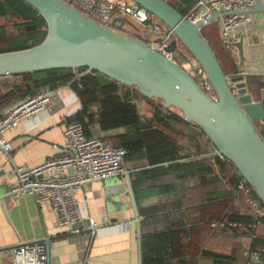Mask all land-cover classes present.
<instances>
[{
	"label": "trees",
	"instance_id": "trees-1",
	"mask_svg": "<svg viewBox=\"0 0 264 264\" xmlns=\"http://www.w3.org/2000/svg\"><path fill=\"white\" fill-rule=\"evenodd\" d=\"M168 2L183 16H187L196 0H168ZM1 20L7 22L0 23V52L34 47L44 41L48 33L46 19L24 0H0ZM125 27L122 29L123 33L142 39L137 32L126 33ZM202 33L212 46L226 75L238 74L237 61L232 56L231 50L223 44L219 26L212 23L203 27ZM183 47L186 49L184 45ZM85 72L86 68L50 69L1 77L0 79L18 78L20 82H14L7 90L0 89V113L8 106L29 96L48 92V89L51 92L67 85L77 94L82 104V109L71 117V122L82 123L88 136L92 135L89 129L93 124H97L103 132H116L110 136L111 139L105 138V140L127 150L124 164L127 169L129 168L128 170L153 166L134 174L133 188L136 199L140 202L151 196L174 195V201L166 205L172 206L175 212L160 215V211H164L166 205L140 208L144 217L143 264H169L168 260L184 255L187 249L184 239L189 237L186 222L192 220L190 215L186 214L190 207H187L184 183L192 179L199 180L200 186L207 188L206 200L198 206H193L203 213L199 220V223H204L203 228H218L230 232L235 237H249L252 240L251 253H258L261 262H256L249 256V260L244 264H264V233L258 231L260 225L264 228V216L256 217L254 209L246 201L247 196L239 190V184L244 180L235 165L219 155L203 157V149L197 142L196 135L183 134L190 148L191 143H196L194 152L192 148L186 149L184 143H181L177 137L181 132L173 127V123L192 124L200 130V134L204 133L207 138L204 150L206 154L209 138L204 130L185 120L178 110L165 108L162 101L157 102V99L144 97L136 87L119 84L96 71ZM246 82L254 97L264 88V76L248 75ZM209 93L215 95L212 86ZM138 99L141 100L143 107L145 106L146 113L151 112V118L141 113ZM256 126L264 137V122H257ZM181 159L185 161L160 166ZM169 177H171L170 181L163 182ZM223 182L225 186L221 187L222 190L214 192L213 189H217L216 186ZM210 190L212 191L208 192ZM251 196L260 203L255 192L252 191ZM236 199L246 204L247 211L242 213L235 209ZM158 221L163 222L165 228L146 230V227ZM204 256L210 258L214 264L232 263L230 262L232 255L204 251Z\"/></svg>",
	"mask_w": 264,
	"mask_h": 264
},
{
	"label": "water",
	"instance_id": "water-1",
	"mask_svg": "<svg viewBox=\"0 0 264 264\" xmlns=\"http://www.w3.org/2000/svg\"><path fill=\"white\" fill-rule=\"evenodd\" d=\"M24 1L46 19L48 33L44 41L34 47L0 52V78L50 69L86 68L85 73L96 71L119 84L136 87L144 97L162 101L165 108L178 110L185 120L202 128L209 138V151L202 156L219 155L232 162L264 207V137L256 126L257 122H264V103L254 101L244 80L252 74L226 75L202 33V23L183 16L168 0H131L173 31L176 38L166 51L174 52L178 42L184 45L205 72L215 95L205 91L181 65L152 48L147 40L123 33L124 17L115 18L112 27H107L64 0ZM252 12L264 13L261 0H255ZM218 17L216 13L212 20ZM234 46L243 60V39L235 42ZM231 83H235L236 92ZM182 161L185 159L160 166ZM152 167L127 170L114 177L125 176L128 179L138 216L131 176ZM12 174L9 171L7 175ZM17 185L0 183L2 205L8 197L15 195ZM141 230L139 218L140 237ZM49 242L46 240L47 262L50 258ZM140 264H143L142 256Z\"/></svg>",
	"mask_w": 264,
	"mask_h": 264
},
{
	"label": "crops",
	"instance_id": "crops-1",
	"mask_svg": "<svg viewBox=\"0 0 264 264\" xmlns=\"http://www.w3.org/2000/svg\"><path fill=\"white\" fill-rule=\"evenodd\" d=\"M261 3L264 6V0H261ZM141 27L145 26L129 25L125 27V31L128 34L137 32L142 39L149 40L142 37ZM240 39H243V60L237 47L229 48L237 61L239 72L264 76L263 12L254 13V21L243 29ZM244 80L246 81V78ZM254 101L264 103V88L256 94ZM81 109L80 98L69 86L51 91L49 101L40 112L24 119L15 130L7 132L6 136L13 150L10 158L0 152V183H17L16 167L36 168L59 155L63 148L65 127L71 122V117ZM145 115L151 118L152 114ZM173 127L181 132L176 135L186 149L190 148V145L188 140H184V135H196L204 155L207 144L204 133L200 134V130L192 124L173 123ZM89 130L92 135L104 139L116 133L103 132L100 128L99 132H95L91 126ZM195 144L191 143L190 149L193 152ZM9 171L13 174L8 176ZM135 173L131 176L132 185ZM170 180L171 177L165 178L163 182ZM184 186L187 207H190L186 214L192 219L191 222H186L189 237H186L184 242L187 249L182 257L168 260L169 264H214L210 258L204 256V251L232 255L230 264L247 262L251 257L252 240L249 237H235L230 232L218 228L204 229V223H199L200 215L203 213L193 206H198L206 200L207 188L200 186L199 180L196 179L186 181ZM220 190L221 187L213 189L214 192ZM76 196L82 220L75 224L74 229L81 230L80 233H72L68 228L58 226L52 206L48 203L38 204L30 194L8 197L4 205L0 202V247L6 250L5 257L10 258L11 249L21 244L45 243L46 240H50V258L47 264H140L141 256L143 262L144 219L140 208L166 205L174 201V195H157L137 201L138 216L125 176L90 182L78 191ZM166 206L163 208L164 211H160V215L175 212L172 206L169 204ZM234 207L242 213L247 211V206L242 200L236 199ZM89 218H95L99 223L94 230L90 226ZM139 218L142 227L141 237ZM163 228L165 224L158 221L154 225L150 224L146 230ZM258 228L261 232L262 226Z\"/></svg>",
	"mask_w": 264,
	"mask_h": 264
},
{
	"label": "built area",
	"instance_id": "built-area-1",
	"mask_svg": "<svg viewBox=\"0 0 264 264\" xmlns=\"http://www.w3.org/2000/svg\"><path fill=\"white\" fill-rule=\"evenodd\" d=\"M64 1L107 27H112L117 17L126 19L125 26L134 27L148 25L149 21L156 19L133 1ZM254 6L255 0H196L186 17L195 23H202L203 27L216 23L223 44L232 48L242 37L243 29L254 21ZM216 13L219 17L213 21L212 17ZM152 32L153 38L148 41L152 48L181 65L209 92L211 86L205 72L182 44L178 42L174 52L166 51L176 38L173 31L166 26H155ZM231 87L236 90L235 83ZM49 99L50 92L37 93L8 106L0 113V152L10 158L13 148L6 136L7 132L15 130L24 119L40 112ZM126 154L127 150L122 146H116L100 136H88L82 123L69 122L64 130L63 148L59 155L36 168H15L18 185L14 189V196L30 194L38 204H50L58 226L68 228L72 233H80L81 230L74 229L75 224L82 220L77 192L90 182L124 174L127 171L124 164ZM238 188L247 196L246 201L254 209L256 217H263L264 208L251 196L252 188L245 182H241ZM89 222L93 230L99 226L95 218H89ZM5 252L0 247V264H47L46 242L21 244L11 249L8 259ZM250 256L254 261L261 262L258 253H251Z\"/></svg>",
	"mask_w": 264,
	"mask_h": 264
},
{
	"label": "rangeland",
	"instance_id": "rangeland-1",
	"mask_svg": "<svg viewBox=\"0 0 264 264\" xmlns=\"http://www.w3.org/2000/svg\"><path fill=\"white\" fill-rule=\"evenodd\" d=\"M110 1H117V0H110ZM124 1H127V2H131V0H124ZM7 21L6 20H1L0 21V23H6ZM155 26H161V27H163V26H165L162 22H160L159 20H153L151 23H149L148 25H145V27H141V34H142V37L143 38H146V39H149V40H151L152 38H153V33H152V29H154V27ZM12 32H13V29L10 27L9 28ZM151 38V39H150ZM14 82H20V79H18V78H12V77H10V78H2V79H0V89L1 90H7L8 89V87L10 86V85H12ZM232 84V83H231ZM235 92H236V90H235ZM157 102H160V100H156ZM137 103H138V105H139V108H140V110H141V113L142 114H150L151 112H149L148 111V113H146V110L144 109L145 108V106L143 107V104L141 103V100H137ZM150 106V105H149ZM151 109V108H150ZM149 109V110H150ZM175 111V110H174ZM176 112H178V111H176ZM91 127L95 130V132H99L100 130H99V126L97 125V124H93V125H91ZM114 134H116V133H112L111 135H114ZM111 135H109L108 137H106V138H108V139H111ZM225 183L223 182L222 184H220V185H218V186H216V187H223V186H225L224 185ZM212 228V227H211ZM261 231H262V233H264V228H262L261 229Z\"/></svg>",
	"mask_w": 264,
	"mask_h": 264
}]
</instances>
